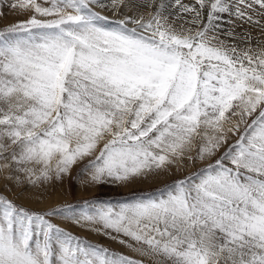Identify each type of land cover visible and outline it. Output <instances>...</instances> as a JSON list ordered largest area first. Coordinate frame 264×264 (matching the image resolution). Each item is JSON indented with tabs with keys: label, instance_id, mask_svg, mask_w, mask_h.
I'll use <instances>...</instances> for the list:
<instances>
[{
	"label": "snow or ice",
	"instance_id": "snow-or-ice-1",
	"mask_svg": "<svg viewBox=\"0 0 264 264\" xmlns=\"http://www.w3.org/2000/svg\"><path fill=\"white\" fill-rule=\"evenodd\" d=\"M45 3L25 0L32 15L0 28L6 180L39 190L85 162L88 182L128 184L206 163L117 204L31 209L0 194V264H264V38L217 23L227 13L260 25L248 10L264 0ZM96 6L122 18L109 24Z\"/></svg>",
	"mask_w": 264,
	"mask_h": 264
},
{
	"label": "rangeland",
	"instance_id": "rangeland-1",
	"mask_svg": "<svg viewBox=\"0 0 264 264\" xmlns=\"http://www.w3.org/2000/svg\"><path fill=\"white\" fill-rule=\"evenodd\" d=\"M23 2H25V0H0V28L17 21L25 20L32 15V9L30 7L25 9L19 7V4ZM37 2L47 6L45 0H37ZM230 2L235 4L236 0H230ZM101 3L110 5L111 0H101ZM182 3L199 7V5L196 4V0H182ZM13 5H17V7L14 8ZM95 10L107 16L109 18L107 23L109 24H113L115 19L122 18V16L118 14L114 16L116 9L112 7L102 8L96 6ZM248 11L253 15L254 19H259L261 21L260 25L237 19L235 15H229L227 13L222 14L221 19L217 21V23H220L219 25H221V28L225 32L232 30L238 35L251 33L254 40L264 38L262 37V33H264V27H262L264 26V15L261 14L264 13V9L255 6L254 11ZM203 15V22L206 23V11ZM185 18L191 19V14H185ZM229 21H231V23H229ZM221 38H224L223 35H221ZM231 42L237 43L238 41ZM239 46L245 47L246 45L240 44ZM237 138V136H230L229 143L234 142ZM223 150L224 149L221 148L220 152H223ZM220 152L217 153V156H219ZM84 163L85 162L78 163L73 166L71 172L61 180L53 181L50 185L39 190L30 187L27 183L17 185L14 180H6L4 178L5 174L0 173V194L5 195L19 205L31 209H47L49 207H61L63 205H72L78 209L84 201L93 200L100 202L111 201L113 204H117L129 200L133 198V196L154 195L156 191L163 188L164 185L170 184L177 178H183L192 171H195L196 168L203 166L206 162L196 161L195 165H193L190 161L183 160L171 165L167 172H162L158 176L136 179L128 184L108 182L99 185L88 182L87 173L81 172ZM54 219L61 227L78 236L87 238L94 243L104 245L127 255L140 258L137 253L120 244L118 240H114L111 236L104 235L102 232H96L91 226L78 225L73 220L66 219L59 215Z\"/></svg>",
	"mask_w": 264,
	"mask_h": 264
},
{
	"label": "bare ground",
	"instance_id": "bare-ground-1",
	"mask_svg": "<svg viewBox=\"0 0 264 264\" xmlns=\"http://www.w3.org/2000/svg\"><path fill=\"white\" fill-rule=\"evenodd\" d=\"M231 2H232V1H231ZM173 11H178V10L175 9V10H173ZM258 12H259V11H258ZM223 17H224V16H223ZM187 19H188V18H187ZM219 24H220V23H219ZM220 26H221V25H220ZM231 26H232V25H231ZM247 30H248V29H247Z\"/></svg>",
	"mask_w": 264,
	"mask_h": 264
}]
</instances>
